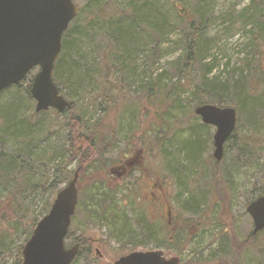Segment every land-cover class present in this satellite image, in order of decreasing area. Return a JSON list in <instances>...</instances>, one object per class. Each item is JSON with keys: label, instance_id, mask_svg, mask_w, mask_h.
Segmentation results:
<instances>
[{"label": "trees", "instance_id": "1", "mask_svg": "<svg viewBox=\"0 0 264 264\" xmlns=\"http://www.w3.org/2000/svg\"><path fill=\"white\" fill-rule=\"evenodd\" d=\"M84 1L77 7L78 14L62 37L61 56L52 72L60 95L70 100V108L64 113L51 109L41 113L34 111L35 101L29 89L30 73L19 86L9 87L0 94V144L4 136L16 137L15 148L0 151V222L7 225L6 229L0 230V264H22L23 246L36 223L47 214L59 187L68 184L77 170L80 184L85 176L94 177L107 166L103 152L119 138L114 126L106 127L103 121L111 111L119 110L121 118L125 112L130 116L133 107L128 106V102L134 93L151 104L155 102L154 117L159 115L157 110L163 108L165 114L160 117L164 120L185 92L189 93V98L182 101L192 104L193 108L203 104L231 106L238 117L235 131L230 136L231 144L224 145L223 163L209 157L212 161L209 178L193 179L190 171L203 163L201 136L207 138L205 143L210 147V126L202 123L191 126L187 136L183 137L186 144L179 143L177 148L178 156L175 157L181 162L176 170L170 169L176 180L174 200L189 215L187 221L193 222L194 217L198 219L191 224L197 233L208 230L205 221L210 220L216 227L210 232L212 238L208 244L214 248L205 257L201 251L199 258L183 264H240L241 253L254 244L258 235L249 234L239 242L232 234L233 228L225 227L219 214L231 212V197L238 191L245 192L246 187L237 186V174L243 170L254 171L250 174L253 183L250 178L246 180L253 191L258 179L264 177V148L258 146L260 143L252 142L249 136L264 140V0H247L249 4L241 10L222 14L215 13L217 0H124L122 4L119 0ZM235 1L239 4L242 0ZM217 24L220 29L211 35V28ZM175 32L179 38L170 48L180 53L161 70L158 64L167 54L162 46ZM237 33L246 39L242 57L232 66L226 62L223 70L216 73L218 59L211 54L212 49L221 39ZM24 83L26 86L23 87ZM171 95L174 97L170 101ZM84 99L87 110L93 107L94 112L100 114L97 119L90 113L75 115L78 103ZM242 118L244 123H241ZM242 124L247 125L244 137L236 135ZM206 130L208 132L204 134ZM131 132L122 140L130 145L137 139L135 133L138 130ZM163 134L161 131L160 138L158 135L150 137L151 147L139 139L141 148L153 151L164 139ZM228 152L231 153L229 159ZM71 164L76 166L75 169H69ZM178 169H182V173ZM192 179L195 182L189 183ZM98 184L105 187L103 182ZM77 188L78 199L87 198L91 206L102 210L101 213L96 209L88 210L89 219L102 227L112 221L109 238L121 247L130 246L133 251L137 246L153 244L157 249L179 255L190 243V228L185 226L186 221L180 225L174 219L171 240L153 239L150 220L145 213L135 209L130 216L121 213L123 225L116 229L117 214L112 194H99L97 188L91 196L87 189ZM259 192L246 199L244 207L250 200L264 195L263 186ZM36 198H42L41 205ZM194 236L190 238L193 240ZM78 242L80 250L72 264L80 261L82 264H102L92 254L86 236ZM261 259L259 264H264V254Z\"/></svg>", "mask_w": 264, "mask_h": 264}, {"label": "rangeland", "instance_id": "2", "mask_svg": "<svg viewBox=\"0 0 264 264\" xmlns=\"http://www.w3.org/2000/svg\"><path fill=\"white\" fill-rule=\"evenodd\" d=\"M85 1L84 0H74V3L77 7L80 5H83ZM124 0H119V3H123ZM163 2V1H162ZM164 4V3H163ZM161 4V6L163 5ZM249 4V1L242 0L241 3L236 4L235 0H217L215 4V13L222 14L223 12H229L230 10L235 9L236 11L241 10L243 6H246ZM234 7V8H233ZM220 29V24L213 26L211 28L210 34H214L216 31ZM168 41L164 43L162 46V49L167 52V54H164L162 59L160 60V63L158 64L159 69H164L167 67V63L171 61H175L176 56L180 53L179 51L174 52L170 47L171 43L175 40H177L178 34L177 32L171 33L168 37ZM246 39L244 35H241L240 33L234 34L233 36L229 38H223L221 39L218 46L212 49L211 54H213L218 59V66L216 68V73L219 71L221 72L223 70V65L226 62H229V65L232 66L235 61L242 57V51H243V44L245 43ZM210 54V55H211ZM155 71V70H154ZM36 70H32L28 76L29 80L30 77L36 74ZM196 77H194L195 79ZM166 83H168L166 81ZM26 86V83L23 84V87ZM188 87V86H187ZM138 95V94H137ZM180 97L181 101H178V103L174 104L175 109L169 110L168 114L164 117H166L164 120H161V115L165 114L163 111V108L158 109L159 115L157 117H154L152 114L154 111H156L157 105H154L155 102L147 101V99H143L140 97V95L135 96L134 93L131 94V99L129 100L128 106L132 105V114L129 116L127 115V112H125L124 116L121 118V113L119 110L116 112L111 111V113L108 115V118H104V124H106V127L114 126L115 130H117V136L119 138H116L114 140V144L104 150L103 160L107 166L103 167L102 170L96 174H94V177L91 176H85L86 178L83 179L78 187L81 186L82 190L85 189L86 192H90L91 196L96 193V189H99V194L107 192V194H112L111 197L114 198L117 214V220L118 224L115 222L116 229H119L123 225L122 220V212L128 213L131 215L133 213V209H135L136 212H139L136 206L138 205V202L135 201L139 200L138 197L141 199V209L140 211L146 214V218L148 220H154L156 219V223H151V229L152 230H158L157 235L160 237H157L159 239L162 238V232L166 231V218H165V208L160 207V196L163 198H168V201L165 200L168 205L171 207L172 211V217L177 220L178 224L182 225L184 221L185 226H189L190 230V236H194L193 240L192 237L188 238L190 241L189 244H187L184 252L182 254L177 255L176 252H169L165 249L161 248L158 250H162L164 253V256L169 259L173 256H177L180 259L181 263H185L187 260L196 259L198 257L199 253L202 251L203 257L207 255V253L210 251L211 248H214L213 246H208L212 238L210 236V232L213 231L214 224L209 220L205 221L204 226L205 228H208L204 233H197V229L191 227V224L195 220H198L194 217L193 222L187 221L186 219L189 218L188 214L183 212L181 210V207L178 205L176 200H174L175 192H176V184L173 182V178L171 176V173L167 175L166 172H164V166H168L169 169H175L178 164L180 165L179 160H176L175 156L177 155V148L180 146L179 143L186 144V140L183 139V137L187 136L188 134V128L191 126H197L199 123H201L198 119H196V116L193 115L192 111L194 110L192 104H187L183 102L182 100L185 98H189V93L185 92V95H181ZM137 97H139L137 99ZM174 97V95L170 96V101ZM68 100V99H67ZM85 100V99H84ZM70 101V100H69ZM86 100L83 102L78 103L77 107V113L75 115H85L90 113V115H94V118L97 119L100 114H98L97 111L94 112L93 107H90L89 110L86 109L85 106ZM227 107V106H224ZM182 108V109H180ZM81 109V111H79ZM95 113V114H93ZM237 114V113H236ZM238 117V114H237ZM35 120H33L34 122ZM241 123H244L243 118L241 119ZM243 126H239V129L237 131L238 136L244 137L246 136V126L245 124H242ZM200 126V125H199ZM132 130H138L137 133H135L136 138L133 142V144H128L126 141H122L123 137L126 138L127 136H130V133H132ZM161 131L164 132L163 134V140L160 141V143L155 146L153 151L150 149H142L140 146V140L143 139L145 142H147V145L150 146V137L153 135L154 137L158 135V138L161 136ZM208 131H204L203 133H207ZM210 137L212 141V135L214 132V129H209ZM187 133V134H186ZM39 135V134H37ZM255 135V134H254ZM41 135L40 137H42ZM252 142H256L257 145L260 143V147L264 148V140L263 138L260 140H256L255 138L257 136H251ZM5 138L0 144V151L8 152L11 149L16 147V137L12 136H4ZM29 138H33V136L28 135ZM202 149H204L202 160L203 163L200 166H195L190 171L193 175V179H198L201 181L203 178H209L207 175L210 173V170L212 169V161L209 160V157L212 156V149L211 146H208V143L206 144L207 138L202 135ZM159 140V139H158ZM49 142L51 140L49 139ZM230 140L227 142V145H230ZM131 146V147H130ZM165 147V149H162V147ZM257 146V147H258ZM151 147V146H150ZM130 150H129V149ZM127 149V150H126ZM139 150V152L143 153L144 157V165L143 170L136 168L137 164L133 162L131 166V174L127 173L124 174V176L121 179L115 178V175H110L109 170L113 169L114 167L124 165L123 163L129 159L132 158V154L135 153V151ZM129 150V151H128ZM142 150V151H141ZM228 158L231 157V153L228 152ZM175 158V160H174ZM224 159V157H223ZM213 160V159H212ZM223 163V162H221ZM169 164H172L169 165ZM171 166V167H170ZM76 166L74 164L69 165V169L73 170ZM208 169V170H207ZM176 170V169H175ZM179 172L182 173V169H178ZM177 170V171H178ZM173 171V170H172ZM254 173V171L251 172V170H243L240 174L236 175L235 181L237 183V186L240 188L246 187L243 189L245 192H247L245 195V192L238 191L233 197H231V204H233L231 212L224 211L219 214V217H221V221L224 223V226L232 230V234H234V237L240 242L243 241L247 236L251 233V230L253 228L251 218L246 215L245 208L243 202L251 198V196H257L259 192V188L261 186L264 187V177H260L258 182L253 186L255 187L254 191L252 190L251 184L246 181L248 178H250V174ZM129 174V175H128ZM264 175V174H263ZM169 177V178H168ZM191 180L189 183H194V180ZM256 179V178H255ZM96 180V181H95ZM251 181V178H250ZM94 182V183H93ZM104 183L105 187L99 185L98 183ZM253 183V181H251ZM160 185V186H159ZM162 185V186H161ZM64 185H61L59 188H63ZM162 188V190L160 189ZM113 190V191H112ZM155 194L157 197H152L151 194ZM87 194V193H86ZM135 195V196H134ZM135 197V198H134ZM236 197V199H235ZM162 198V199H163ZM42 199V198H41ZM39 198H36L35 201L41 205L42 201ZM81 201H79V206L77 208V213L75 214L73 220L71 221V227L68 232V237L64 241V245L71 246L72 241L84 234L88 237H91V239H98L101 242V245L99 242L97 243L100 248L99 254L102 257V262H105L107 264L113 263L117 258L120 256L126 255L129 251H131L130 246L127 247H121L119 243H115L114 240L109 238L110 232L109 229H112V221H108L104 227L102 225H98L96 221L90 220L88 217V210L92 211V209H96L99 211V213L102 212V210L99 207H96L95 205L90 204V200L87 198H80ZM161 199V201H162ZM184 199V198H183ZM106 200V199H105ZM140 204V203H139ZM104 205H108L107 203H104ZM105 206V207H106ZM48 213V212H47ZM125 214V215H127ZM150 214V215H149ZM154 214V215H153ZM47 215V214H46ZM44 215V216H46ZM128 215V216H129ZM43 216V217H44ZM208 216L211 217V213L208 214ZM41 217V218H43ZM171 217V216H170ZM40 218V219H41ZM95 218V216H94ZM132 222L134 221L131 219ZM95 222V223H94ZM146 227V226H145ZM7 225L5 223L0 222V230L6 229ZM150 229V230H151ZM151 230V231H152ZM156 234V233H154ZM240 244V243H238ZM96 245V243H95ZM151 249H156L153 244H150V246H137L135 250L137 251H150ZM200 250V251H199ZM91 252L94 254V247L91 248ZM264 254V231L257 236L256 241L254 244L249 248L246 249L244 252L241 253L239 260L240 264H259L261 259V256ZM194 257V258H192ZM199 258V257H198ZM77 264H82V261H80Z\"/></svg>", "mask_w": 264, "mask_h": 264}, {"label": "water", "instance_id": "3", "mask_svg": "<svg viewBox=\"0 0 264 264\" xmlns=\"http://www.w3.org/2000/svg\"><path fill=\"white\" fill-rule=\"evenodd\" d=\"M72 0H0V93L18 86L35 68L30 96L35 111L49 108L60 113L69 108L56 88L52 71L60 57L62 36L77 15ZM194 114L202 123L214 126L213 159L222 160L223 145L235 130V109L200 105ZM55 196L47 215L41 218L22 250V264H71L79 245L67 249L65 237L78 204L77 173ZM252 219L251 236L264 229V195L250 202L245 210ZM113 264H181L179 258L167 259L162 250L135 251Z\"/></svg>", "mask_w": 264, "mask_h": 264}, {"label": "flooded vegetation", "instance_id": "4", "mask_svg": "<svg viewBox=\"0 0 264 264\" xmlns=\"http://www.w3.org/2000/svg\"><path fill=\"white\" fill-rule=\"evenodd\" d=\"M214 133V132H213ZM212 138H213V135H212ZM142 151V150H141ZM161 151H163L162 149H161ZM133 156H132V158L131 159H129V160H127V161H125L123 164L124 165H121V166H117V167H114L113 169H110L109 170V174L110 175H115L114 176V179L115 178H118V179H121L123 176H124V174H126V172L127 173H129V172H131V166L132 165H135V164H137V166H136V168H139V169H141V170H143V165L145 164L144 163V157H143V153H141V152H139V150L137 149V151H135V153L134 154H132ZM136 161V162H135ZM133 162H135V164H133ZM128 165V166H127ZM169 169V167L168 166H164V172H166L167 173V175L169 174V172H170V170H168ZM129 174H131V173H129ZM128 174V175H129ZM169 178V177H168ZM174 181H176L174 178H173V182ZM175 184V183H174ZM160 186V185H159ZM162 186V185H161ZM161 190H162V188H160ZM161 195H163V194H161ZM161 195H157V196H160L161 198H160V207H162V208H165V218H166V234L164 233V231L162 232V238H167V239H169V240H171V235H172V233H173V225H175V224H173V222H174V218L172 217V211H171V207H170V205H168V203L165 201V200H167L168 201V198H163ZM135 196V195H134ZM151 196L152 197H157L154 193L153 194H151ZM135 198V197H134ZM163 198V199H162ZM138 199H139V202H140V206H138L137 205V209H138V211L140 212V209L142 208L141 207V199L138 197ZM161 199H162V201H161ZM135 201L136 202H138L137 200H136V198H135ZM129 212V211H128ZM127 212V213H128ZM132 214V213H131ZM129 215V214H128ZM150 215V214H149ZM154 215V214H153ZM130 216V215H129ZM171 216V217H170ZM152 224L153 223H156V219H154V220H151L150 221ZM178 223V222H177ZM176 223V224H177ZM173 224V225H172ZM176 226H178V225H176ZM139 230H140V228H139ZM152 230V229H151ZM157 231L158 230H152L150 233H151V235H152V238L153 239H156L157 237H160V236H158L157 235ZM154 233H156V234H154ZM82 236H86V235H84V234H82V235H80V236H78V237H76L73 241H72V243H71V246H74V245H79L80 246V244H79V240L81 239V237ZM161 238V239H162ZM159 239V238H158ZM161 239H159V240H161ZM86 240H87V243L88 244H91V246L92 247H94V255H97L98 256V258L100 259V260H102V257H101V255L99 254V250H98V248H100V246L97 244L98 243V239H91V237H88V236H86ZM95 243H96V245H95ZM91 247V248H92ZM96 247H98V248H96ZM102 264H107V263H105V262H102Z\"/></svg>", "mask_w": 264, "mask_h": 264}]
</instances>
